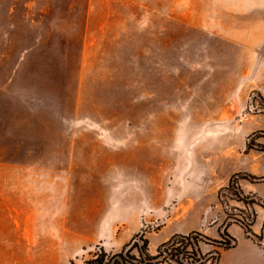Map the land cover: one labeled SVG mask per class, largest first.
<instances>
[{"label": "rangeland", "instance_id": "rangeland-1", "mask_svg": "<svg viewBox=\"0 0 264 264\" xmlns=\"http://www.w3.org/2000/svg\"><path fill=\"white\" fill-rule=\"evenodd\" d=\"M175 8L0 0V264H82L136 234L155 252L228 224L264 245V199L239 186L254 178L229 173L247 143L264 151V94L237 92L233 46Z\"/></svg>", "mask_w": 264, "mask_h": 264}, {"label": "crops", "instance_id": "crops-1", "mask_svg": "<svg viewBox=\"0 0 264 264\" xmlns=\"http://www.w3.org/2000/svg\"><path fill=\"white\" fill-rule=\"evenodd\" d=\"M170 1L171 9L176 7L173 11L191 14L192 22L199 23L207 31L212 43L233 46L232 77L237 92L247 94L257 91L264 94V0ZM260 121L259 128H263L264 117ZM258 141L264 145V139ZM239 163L229 173L243 171L254 176L264 175V151L246 148ZM223 183H228V180ZM239 186L244 192L255 193L264 199V179L240 178ZM257 216L251 225L254 231L255 226L259 227L262 223L260 214ZM227 229L236 242L233 246L221 248L218 264H264V245L255 244L232 224H228ZM227 253L229 256L224 261Z\"/></svg>", "mask_w": 264, "mask_h": 264}, {"label": "trees", "instance_id": "trees-1", "mask_svg": "<svg viewBox=\"0 0 264 264\" xmlns=\"http://www.w3.org/2000/svg\"><path fill=\"white\" fill-rule=\"evenodd\" d=\"M261 101L264 102L263 97ZM259 132L264 133V130H259ZM253 145L254 143L249 142L247 148L253 147ZM250 177L260 179L264 175H250ZM230 187H233L232 178L223 189H229ZM233 193L239 197L240 188L235 187ZM249 226L250 222L245 225L247 231L250 230ZM219 236L220 239L210 238L199 230H192L188 233H174L167 240L161 242L156 247L155 252H151L148 247V239L142 234H136L122 249L107 252L103 248H99L91 257L84 259L82 264H156L158 262L200 264L207 259H210L211 264H218L220 249L204 252L200 247V241L203 240L202 238L210 239L222 249L233 246L236 242V238L226 229L219 232ZM71 264H74L73 261H71Z\"/></svg>", "mask_w": 264, "mask_h": 264}]
</instances>
